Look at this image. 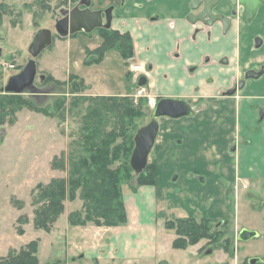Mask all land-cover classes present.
<instances>
[{"label":"rangeland","instance_id":"1","mask_svg":"<svg viewBox=\"0 0 264 264\" xmlns=\"http://www.w3.org/2000/svg\"><path fill=\"white\" fill-rule=\"evenodd\" d=\"M101 2L107 4L109 0ZM112 2L115 3L114 0ZM71 4L72 0H0V59L17 65L11 70H3L0 66V98L6 95L3 89L7 79L17 74L31 59L28 48L35 34L48 29L52 33L53 43L34 59V85L43 94H20L38 106L40 111L27 106L18 108L14 114H8V110L0 125V259L26 249L35 241V256L39 264H172L174 259L169 256V242L176 237L172 229L165 228L164 223L176 218L156 216L154 222L151 209H147V188L136 187L135 178L122 180L123 173L120 191L126 223L116 227L97 226L92 222L85 225L71 224L70 214L80 212L84 216L83 201L77 190L75 198L66 195L62 201V211L49 229L35 227V212L43 203L38 187L46 186L52 180H67L70 157L87 156V151L83 150L86 124L100 125L104 133L118 132V127L125 124V137L129 138L140 126L148 123L151 114L146 98H142V106L139 103L138 107L134 105L136 88L130 91L131 94L122 96L91 94L84 83L80 86L78 81H70L68 74L72 72L73 65L79 68L80 73L86 68L91 71L93 65L83 64L91 54L89 46L102 42L97 29L88 33L77 32L64 38L57 35L55 21L62 18L61 11L70 9ZM100 5L99 1H94V8ZM65 38L74 40L71 41L73 47L63 42ZM58 43L61 45L55 48ZM68 47L73 50L68 52ZM107 55L110 61H114L117 51L109 50ZM132 61L128 65L131 76ZM51 73L59 78L67 76L65 84L46 81V75L54 79ZM145 93L151 94L147 87ZM100 97L109 99L99 100ZM131 103L135 108L141 107L143 112L133 120L123 117L125 109L131 110ZM96 109L98 115L94 112ZM121 141L122 138H118L116 143ZM124 160L125 157H120L113 165L117 167ZM247 180L248 185L242 187L241 184L236 191L232 213L236 220L225 225L219 223L222 232L218 238H213V243L203 237L177 251V254L171 253L179 257L176 264H242L255 255L264 257V180ZM242 223L259 232L260 237L237 244V232L244 227ZM210 224L214 226L216 222ZM152 229L157 232L155 235ZM152 244L168 247L166 254L150 258Z\"/></svg>","mask_w":264,"mask_h":264},{"label":"crops","instance_id":"2","mask_svg":"<svg viewBox=\"0 0 264 264\" xmlns=\"http://www.w3.org/2000/svg\"><path fill=\"white\" fill-rule=\"evenodd\" d=\"M187 3L120 0L111 28L130 35L133 56L124 59L115 49L114 61L107 55L109 50L92 61L90 54L83 64L93 65V73L88 68L80 73L73 65L68 75L81 78L91 94L122 96L137 86L128 71L129 61L152 67L144 88L156 97L183 98L193 109L191 116L158 119L148 156V164L155 167V182L144 187L153 221L156 216L236 220L232 213L237 189L241 184L246 187L248 178L264 180V75L248 79L234 95L228 91L246 71L264 66V7L250 24L239 19L223 33L219 25L202 28L184 21ZM256 37L261 39L259 46L254 45ZM71 41L63 40L73 47ZM100 44L92 43L89 51ZM51 75L62 82L67 78ZM167 248L153 245L150 258ZM170 250L176 264L179 257L171 253L181 250L171 245Z\"/></svg>","mask_w":264,"mask_h":264},{"label":"trees","instance_id":"3","mask_svg":"<svg viewBox=\"0 0 264 264\" xmlns=\"http://www.w3.org/2000/svg\"><path fill=\"white\" fill-rule=\"evenodd\" d=\"M76 1L72 0L73 3ZM97 30L102 42L98 48L92 51L91 55L94 56L92 61H99L104 53L110 49H116L124 59H129L133 56L132 40L128 33L120 34L117 31L104 28ZM127 43L128 47H126ZM69 79L72 82L78 81L80 86L84 83L81 78L75 75H70ZM49 80L56 84H65L64 82L55 81L46 75V81ZM75 84L73 83V85ZM106 99L109 98L100 97L99 100ZM121 100L123 101V98ZM139 104L142 106V99L139 100ZM23 106L40 111L38 106L20 94H6L1 97L0 114H2V119H0V125L7 114L5 113L6 111L9 110L8 114H14L18 108ZM114 106L116 105L114 104ZM130 106L131 110L125 109L123 117L133 120L143 114L141 107L135 108L132 103ZM104 108L107 110L106 106ZM94 112L98 115L97 109ZM46 113L48 112L46 111ZM124 126L125 124L123 126L120 125L118 132L104 133L100 125L93 124L89 126L86 124L84 130L86 129L87 134H83V150L87 151V156L70 157V169L67 180H52L48 185L38 187L40 200L43 203L35 212V227L49 229L62 211V201L66 195L69 198H75L77 190L80 199L83 201L84 216L80 212L70 214L71 224L85 225L88 222H92L97 226L116 227L126 223V213L120 191L121 173H123L122 180H133L135 178L136 187L151 186L155 182V167L152 164H147L144 171L135 176L129 165V157L134 147L133 137L135 132L131 137L126 138ZM137 128L135 127V129ZM118 138H122V141L117 144ZM120 157H125V160L115 167L113 164L118 162ZM212 221L211 219L195 220L189 217L165 221V228L172 229L176 235V238L172 240V248L185 249L189 244H194L203 237L218 238L219 235L217 233L211 234L213 226L210 222ZM36 245V242L32 241L26 249H22L16 254L10 253L6 259H0V264H39L35 256Z\"/></svg>","mask_w":264,"mask_h":264},{"label":"water","instance_id":"4","mask_svg":"<svg viewBox=\"0 0 264 264\" xmlns=\"http://www.w3.org/2000/svg\"><path fill=\"white\" fill-rule=\"evenodd\" d=\"M194 0L191 7L196 8V2ZM217 0H208L205 2V9L200 13V18L209 17L214 19L210 7ZM219 1V0H218ZM200 2V1H199ZM234 2V0H233ZM246 11L244 17L247 19L252 18L256 9L259 6L258 0H239ZM85 6L84 9H80L79 6ZM90 0H80L79 4L75 6L71 11L62 10L61 13L64 17L55 21V31L61 38L75 34L77 32H91L99 28H109L111 22V9L105 10L106 24L102 22L101 11L91 10ZM67 14L65 15V13ZM51 31L48 29H42L38 31L31 44L29 45L28 51L31 59L24 65L19 73L12 75L8 78L3 92L5 94H22L28 92L33 96H39L41 93L34 85V79L36 74L35 58L40 52L48 47L52 43ZM145 84V78L141 77L138 81V85L142 86ZM192 114V111L188 104L182 99H170L161 98L157 101L154 110L150 114L149 121L147 124L139 127L133 137L134 147L129 158V165L133 170L135 176H138L148 164V156L154 145L155 138L158 133V119L161 117H168L172 119L187 117ZM256 236L254 231L243 229L239 235V239L247 241ZM249 264H254L260 261V258H250Z\"/></svg>","mask_w":264,"mask_h":264},{"label":"flooded vegetation","instance_id":"5","mask_svg":"<svg viewBox=\"0 0 264 264\" xmlns=\"http://www.w3.org/2000/svg\"><path fill=\"white\" fill-rule=\"evenodd\" d=\"M94 1L95 0H90V9L91 10H99L101 11V16H102V22L103 24L105 25L106 24V17H105V10L108 9V8H112L111 9V22H110V27L109 28H104V29H112L111 28V24H112V20H113V11L115 9L116 6H118L119 4V1L120 0H114L115 3H110V4H105L103 2H101V0H96V1H99L101 3L100 6H98L97 8H94L93 4H94ZM194 0H188V3H187V6H188V13L187 15L184 17V21L188 22L189 24H199V26H201L202 28H207V27H212L214 25H219L222 32L223 33H228L230 32L231 29H233V27L236 25L237 23V20H241L243 22H246L248 24H250L256 17L258 11L260 10V8L264 7V0H258L259 1V6L258 8L256 9L254 15L252 16V18L250 19H247L244 17V12L246 11L245 7L238 3L239 0H217L214 4L211 5L210 9L211 10V13L212 15L215 16L214 19H209V17H204V18H200V13L202 11H204L205 9V2L208 1V0H198L195 4V6H197L195 9L191 7L192 3H193ZM200 1V2H199ZM80 0H77L76 2H72V6L70 9H68V11H71L75 6H77L79 4ZM80 9H84L85 6L81 5L79 6ZM67 14V12L65 13V15ZM64 17V13L62 15V18ZM61 18V19H62ZM261 44V39L259 37H256L254 39V45L255 46H259ZM136 64L139 68H138V71L137 72H133V75L135 77V81H136V89H138L139 87H141L142 89H144V95L143 97L139 98L142 99V98H146V94L145 93V88H144V85L147 84V79L148 77L150 76V72H151V69L152 67L148 66V65H142L140 63H133V65ZM132 66V65H131ZM189 70L190 71H194L196 70V67L195 66H189ZM264 75V66L263 67H260V68H256V69H250L248 71H246L242 77L236 81L235 85L228 91L229 94L231 95H234L238 89H240L244 84L245 82L248 80V79H258L260 76ZM141 77H144L145 78V84L140 86L138 85V81ZM151 95V94H150ZM152 96V95H151ZM153 97L155 98V105L157 103V101H159L161 98H169V97H156L153 95ZM170 99H182L183 101H185L187 104L188 102L183 99V98H170ZM146 101H147V98H146ZM139 103V102H138ZM155 105H154V108H155ZM188 106L190 107L192 113H193V109L192 107L188 104ZM154 108H151V113L152 111L154 110ZM192 115V114H191ZM190 115V116H191ZM150 117V115H149ZM161 118H168V117H161ZM160 119V118H159ZM172 119V118H170ZM247 142V141H246ZM264 207V205H263ZM223 217H219V218H209V217H205V218H201V219H211L213 220L214 222H216V224L213 226V229H211V234H220L222 231H220V228H221V225L220 227L218 226V224H223L224 225L226 223H229L230 224V221H233V218L230 219V218H223ZM200 220V219H198ZM243 229H247V230H250V231H254L256 233V236L247 240V241H243V240H240L239 239V235L241 233V231ZM176 237V235H175ZM260 237V233L253 230L252 228H248V227H242L238 232H237V238L239 239V242L237 244H239L240 242H248L252 239H256ZM213 240V238H209V239H206L207 242H211ZM213 243V242H211ZM172 245V244H171ZM176 250H183V249H176ZM236 251L238 252L237 248H236ZM253 257H257V258H260V261L258 262H255L254 264H264V257H259V256H252V257H249L246 259V262L243 261L242 264H249V259L250 258H253Z\"/></svg>","mask_w":264,"mask_h":264},{"label":"built area","instance_id":"6","mask_svg":"<svg viewBox=\"0 0 264 264\" xmlns=\"http://www.w3.org/2000/svg\"><path fill=\"white\" fill-rule=\"evenodd\" d=\"M0 66L2 67L3 70H11V69H15L16 66L14 63H8L7 61L1 60L0 59ZM138 66L136 64L131 66V72H137L138 71ZM144 90L139 87L138 90H136L135 94L133 95L134 97V105H138V101L139 98L144 96ZM148 104L149 106L152 108L153 102L151 101V99L148 100Z\"/></svg>","mask_w":264,"mask_h":264},{"label":"bare ground","instance_id":"7","mask_svg":"<svg viewBox=\"0 0 264 264\" xmlns=\"http://www.w3.org/2000/svg\"><path fill=\"white\" fill-rule=\"evenodd\" d=\"M8 80V79H7ZM144 90V89H143ZM4 93V92H3ZM43 93H41L40 95H42ZM145 96V95H144ZM146 98H147V106H148V108H150L151 109V107L149 106V104H148V100L149 99H151V101L153 102V105H152V108H154V105H155V98L153 97V96H151L150 94H146Z\"/></svg>","mask_w":264,"mask_h":264}]
</instances>
